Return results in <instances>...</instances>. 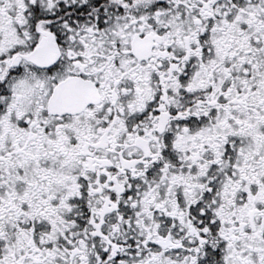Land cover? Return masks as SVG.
<instances>
[{"label": "snow or ice", "instance_id": "snow-or-ice-1", "mask_svg": "<svg viewBox=\"0 0 264 264\" xmlns=\"http://www.w3.org/2000/svg\"><path fill=\"white\" fill-rule=\"evenodd\" d=\"M0 264H264V0H0Z\"/></svg>", "mask_w": 264, "mask_h": 264}]
</instances>
